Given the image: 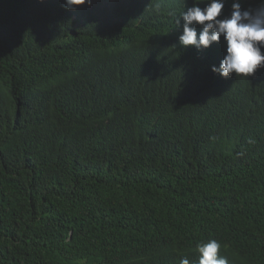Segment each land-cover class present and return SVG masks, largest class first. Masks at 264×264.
Returning <instances> with one entry per match:
<instances>
[{
    "label": "trees",
    "instance_id": "trees-1",
    "mask_svg": "<svg viewBox=\"0 0 264 264\" xmlns=\"http://www.w3.org/2000/svg\"><path fill=\"white\" fill-rule=\"evenodd\" d=\"M192 5L0 0V264H264V67L211 71Z\"/></svg>",
    "mask_w": 264,
    "mask_h": 264
},
{
    "label": "clouds",
    "instance_id": "clouds-1",
    "mask_svg": "<svg viewBox=\"0 0 264 264\" xmlns=\"http://www.w3.org/2000/svg\"><path fill=\"white\" fill-rule=\"evenodd\" d=\"M202 2L205 0H193L192 7L176 18L177 26L183 20L180 44L201 50L214 42L219 43L223 37L226 54L219 67L211 68V71L222 78H228L233 73L247 78L264 67V51H261L264 48V6L255 11H241L240 4L234 0L230 17L217 19L224 7V0H207L203 9L197 6ZM91 3L92 0H64L65 7L72 11L75 6H90ZM197 26L200 27L199 35ZM221 247L215 239L197 245L199 264H228V259L220 255ZM180 264H189V260L183 258Z\"/></svg>",
    "mask_w": 264,
    "mask_h": 264
}]
</instances>
